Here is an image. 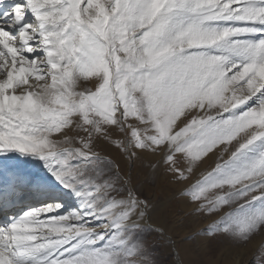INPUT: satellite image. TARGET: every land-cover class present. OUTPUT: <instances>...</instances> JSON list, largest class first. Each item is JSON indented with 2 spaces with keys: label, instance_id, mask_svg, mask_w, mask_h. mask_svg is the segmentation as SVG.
I'll return each instance as SVG.
<instances>
[{
  "label": "snow or ice",
  "instance_id": "6c2138e0",
  "mask_svg": "<svg viewBox=\"0 0 264 264\" xmlns=\"http://www.w3.org/2000/svg\"><path fill=\"white\" fill-rule=\"evenodd\" d=\"M210 244L264 264V0H0V264Z\"/></svg>",
  "mask_w": 264,
  "mask_h": 264
},
{
  "label": "rangeland",
  "instance_id": "374dc122",
  "mask_svg": "<svg viewBox=\"0 0 264 264\" xmlns=\"http://www.w3.org/2000/svg\"><path fill=\"white\" fill-rule=\"evenodd\" d=\"M170 191L156 189L153 193V198L160 201V208L163 210L162 214L167 216L170 224L173 225L170 233L173 235L174 239L178 242L181 241L185 236L197 231L199 228L204 227L203 223H193L190 219H184L183 222H179L176 218H181L179 213L182 211L181 208L172 200L166 204V199ZM169 212L167 214V211ZM176 219V223H174ZM182 220V219H181ZM176 224V225H175ZM175 225V227H174ZM232 258H225L221 255V249L215 244H210L207 250V256L204 258L205 264H234Z\"/></svg>",
  "mask_w": 264,
  "mask_h": 264
},
{
  "label": "bare ground",
  "instance_id": "6f19581e",
  "mask_svg": "<svg viewBox=\"0 0 264 264\" xmlns=\"http://www.w3.org/2000/svg\"><path fill=\"white\" fill-rule=\"evenodd\" d=\"M171 197H172V193L170 192L169 195H168V197H167V199H166V201H165L166 204L169 203V200H172ZM160 211H161V213H163V210H161V208H160ZM168 212H169V209H168V211H167V214H168ZM176 219L179 220V222H180L181 219H182V217H181V218H176ZM176 219H175L174 223L177 222ZM175 225H176V224H175ZM175 225H174V227H175ZM172 227H173V225L170 224V229H171ZM169 234L172 235L171 233H169ZM232 261H233L234 264H244V259L241 258V257H238V256H233Z\"/></svg>",
  "mask_w": 264,
  "mask_h": 264
}]
</instances>
